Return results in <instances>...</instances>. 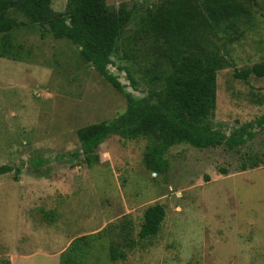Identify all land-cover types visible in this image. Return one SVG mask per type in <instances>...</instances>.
Returning <instances> with one entry per match:
<instances>
[{"label": "rangeland", "instance_id": "rangeland-1", "mask_svg": "<svg viewBox=\"0 0 264 264\" xmlns=\"http://www.w3.org/2000/svg\"><path fill=\"white\" fill-rule=\"evenodd\" d=\"M248 1L234 28L202 33L223 61L208 125L228 137L254 123L258 134L233 150L173 146L164 175L146 168L144 138L112 136L87 163L78 129L119 117L127 100L77 45L28 21L0 34V166L19 167L0 175V264H264V77L236 76L264 61V0ZM161 2L107 0L133 13L108 70L154 104L172 48L145 20ZM251 158L258 165L242 170ZM155 204L165 220L140 238ZM113 246L125 257L113 260Z\"/></svg>", "mask_w": 264, "mask_h": 264}, {"label": "trees", "instance_id": "trees-1", "mask_svg": "<svg viewBox=\"0 0 264 264\" xmlns=\"http://www.w3.org/2000/svg\"><path fill=\"white\" fill-rule=\"evenodd\" d=\"M250 15L248 0H162L155 10H150L145 21L172 48L171 68L164 76L163 88L150 91L156 104L147 98H135L108 70L121 32L133 16L125 3L116 8L107 0H67L65 10L57 11L52 0H0V34L28 21L77 45L84 60L127 100V108L119 117L78 129L87 163L92 165L98 161L96 150L112 136L144 138L147 140L146 168L164 175L170 168L167 153L173 146L187 144L204 149L225 145L233 150L258 134L252 130L254 123L243 125L240 136L227 137L209 127L217 107V77L223 61L208 52L202 39L205 28L221 25L234 28ZM251 75L264 77V61L236 72L242 79ZM257 124L264 129V116ZM258 163L251 158L249 165L242 164V170L254 168ZM18 169L2 165L0 175ZM165 217L161 204L146 208L139 237L157 235ZM124 257L116 247L111 248L113 260Z\"/></svg>", "mask_w": 264, "mask_h": 264}, {"label": "crops", "instance_id": "crops-1", "mask_svg": "<svg viewBox=\"0 0 264 264\" xmlns=\"http://www.w3.org/2000/svg\"><path fill=\"white\" fill-rule=\"evenodd\" d=\"M52 5L54 6V0H52Z\"/></svg>", "mask_w": 264, "mask_h": 264}]
</instances>
